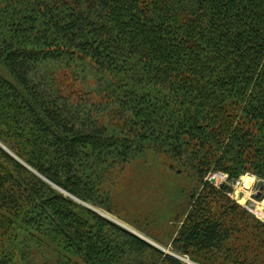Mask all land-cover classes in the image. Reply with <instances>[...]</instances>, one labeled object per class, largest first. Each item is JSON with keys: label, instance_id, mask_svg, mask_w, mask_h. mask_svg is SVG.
<instances>
[{"label": "trees", "instance_id": "16d2710c", "mask_svg": "<svg viewBox=\"0 0 264 264\" xmlns=\"http://www.w3.org/2000/svg\"><path fill=\"white\" fill-rule=\"evenodd\" d=\"M0 67V140L40 174L109 209L111 170L166 153L203 184L172 247L264 264V223L204 179L264 177V0H0ZM0 237V264H184L1 146Z\"/></svg>", "mask_w": 264, "mask_h": 264}, {"label": "rangeland", "instance_id": "374dc122", "mask_svg": "<svg viewBox=\"0 0 264 264\" xmlns=\"http://www.w3.org/2000/svg\"><path fill=\"white\" fill-rule=\"evenodd\" d=\"M56 65H58V69L63 68L60 63ZM76 73L73 71L75 76L73 83L78 88V86H82L85 78L82 77L83 72L81 70H77ZM66 81L68 82L69 79ZM85 82H88L87 79H85ZM92 83L88 82L89 89L93 88L90 91H93V95L91 94V97L88 98L96 101L102 95L98 94V96L94 87L104 88L105 83L97 82L101 86L95 82V85H92ZM71 101H74L73 97ZM0 146L18 162H21L28 169L38 174L44 181L50 183L52 187L56 188L64 196L144 239L166 254L178 258L184 264H198L190 255L178 253L172 247V240L176 231L185 220V212L191 205L190 196L197 188L200 190L203 185H201L199 179L189 167L181 164L182 160L177 162V160L171 159L166 153L162 154V152L157 150L147 149L135 157L133 161L126 164L125 167L121 168L122 170L120 167L114 168L108 173V177L113 178L104 183V186L108 187L110 191H108V194L111 208L107 209L105 206H98L84 201L61 185L50 181L47 177L40 174L33 165L16 155L1 140ZM220 173L227 174L220 171L215 174L221 177ZM207 176L208 174L204 177L205 181ZM219 179L224 180V182L219 181ZM219 179L218 183L220 185L227 184L232 186L231 195L233 199L248 213L264 223V177L247 171L234 179V181L226 177ZM32 249H35V245L34 247L32 246ZM28 264H39V260L34 257Z\"/></svg>", "mask_w": 264, "mask_h": 264}, {"label": "built area", "instance_id": "2783aa9c", "mask_svg": "<svg viewBox=\"0 0 264 264\" xmlns=\"http://www.w3.org/2000/svg\"><path fill=\"white\" fill-rule=\"evenodd\" d=\"M217 171H215V172H213V173H210L209 175H208V177H207V179L209 180V181H211L212 183H214V184H219L218 183V179L219 178H223V177H226V178H228L227 176V174H221L220 173V175H221V177H218L215 173H216ZM220 172H222V171H220ZM225 175H227V176H225ZM219 181H223L224 182V180H222V179H219ZM222 184V183H221ZM220 185V184H219ZM218 185V186H219Z\"/></svg>", "mask_w": 264, "mask_h": 264}]
</instances>
